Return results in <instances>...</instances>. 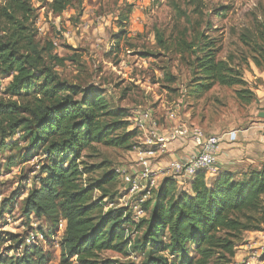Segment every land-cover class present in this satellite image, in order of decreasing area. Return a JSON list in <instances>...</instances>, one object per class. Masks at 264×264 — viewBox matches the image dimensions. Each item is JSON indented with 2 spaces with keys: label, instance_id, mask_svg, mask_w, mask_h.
Listing matches in <instances>:
<instances>
[{
  "label": "rangeland",
  "instance_id": "rangeland-1",
  "mask_svg": "<svg viewBox=\"0 0 264 264\" xmlns=\"http://www.w3.org/2000/svg\"><path fill=\"white\" fill-rule=\"evenodd\" d=\"M50 1L32 2L35 41L50 42L53 54L64 58L56 68L62 79L81 92L92 88L103 95L111 109L126 112L127 132L136 129L131 150L100 143L82 150L76 164L83 186H94L118 165L134 164L135 152L146 150L144 132L134 127L145 111H151L162 133L194 125L222 134L263 119L258 113L264 106V0H72L61 13L51 12ZM208 54L230 68L238 83L209 85L201 68ZM10 80L0 74V107L15 100L5 94ZM52 160L61 157L46 144L29 141L20 126L0 137V264L60 263L65 222L23 210L28 192L45 176L43 166ZM151 161L157 172L152 193L159 183V159L153 155ZM150 195L123 191L117 180L105 183L102 191L93 189L102 212L122 207L134 222L144 217L140 204ZM139 236L131 226L125 251L100 252L98 264H143L147 248L133 247ZM245 236L236 241V251ZM193 248L187 245L191 257ZM160 255L168 263L179 258L168 250ZM234 258V264H246ZM263 259L254 264H264ZM71 262L76 264L74 258Z\"/></svg>",
  "mask_w": 264,
  "mask_h": 264
},
{
  "label": "trees",
  "instance_id": "trees-1",
  "mask_svg": "<svg viewBox=\"0 0 264 264\" xmlns=\"http://www.w3.org/2000/svg\"><path fill=\"white\" fill-rule=\"evenodd\" d=\"M32 2L0 3V74L11 78L5 94L15 99L0 107V137L11 136L20 126L29 141L46 144L49 152L61 157L43 166L45 176L38 188L28 192L23 207L26 215L65 222L59 264H74L72 258L76 264H98L100 252L125 251L131 243V226L140 235L133 247L147 248L143 264H234L241 234L264 226V163L238 179L221 173L211 185L206 184L203 171L184 186L165 177L141 202L145 215L137 222L122 207L102 212L93 189L102 191L105 183L114 180L121 186L120 179L112 170L94 186H83L76 160L92 143L131 150L136 129L127 132L126 112L111 109L103 95L92 88L81 92L61 78L56 68L64 58L53 54L50 42L35 41L37 14ZM71 3L51 0L48 7L61 13ZM207 56L201 68L209 85L238 83L230 68ZM187 245H193L194 257L189 256ZM166 250L179 255L178 261L168 263L160 255ZM43 263L26 260L25 264Z\"/></svg>",
  "mask_w": 264,
  "mask_h": 264
},
{
  "label": "built area",
  "instance_id": "built-area-1",
  "mask_svg": "<svg viewBox=\"0 0 264 264\" xmlns=\"http://www.w3.org/2000/svg\"><path fill=\"white\" fill-rule=\"evenodd\" d=\"M134 127L144 132V143L147 145L146 150L141 151L144 152V155L138 156L135 163L130 166L118 165L114 168L123 191L130 194L150 195L151 190L155 187L156 170L151 161L153 147L162 148L173 142H189L191 144L192 151L180 159L172 160L169 166L171 177L178 184L184 186L197 172L206 173L215 168L222 134H227L230 140L235 138L234 131L222 134L211 133L194 125L172 127L162 133L150 110L134 119ZM139 211L143 213L141 208ZM28 239L33 240V236ZM262 256H264V229L259 232L256 244L247 248L249 260L257 261Z\"/></svg>",
  "mask_w": 264,
  "mask_h": 264
},
{
  "label": "crops",
  "instance_id": "crops-1",
  "mask_svg": "<svg viewBox=\"0 0 264 264\" xmlns=\"http://www.w3.org/2000/svg\"><path fill=\"white\" fill-rule=\"evenodd\" d=\"M264 110V106L261 108ZM259 109V111L261 110ZM232 131V130H231ZM235 138L230 140L227 134L221 135V142L217 154L215 168L205 173V182L211 185L214 178L219 174L231 173L236 179L251 170H259L264 163V118L252 123L251 126L241 130H236ZM144 142V141H143ZM153 155L159 161L156 163L158 169L159 183L165 177H171L170 162L182 158L192 151L193 147L189 142H173L164 147H153ZM135 161L138 156H143L144 152L136 151ZM161 167V168H159ZM162 169V171H160ZM157 173V172H156ZM259 231H246L245 239L239 244L235 254V261L245 259L246 264H254L255 260L247 257V248L254 246L257 241Z\"/></svg>",
  "mask_w": 264,
  "mask_h": 264
},
{
  "label": "water",
  "instance_id": "water-1",
  "mask_svg": "<svg viewBox=\"0 0 264 264\" xmlns=\"http://www.w3.org/2000/svg\"><path fill=\"white\" fill-rule=\"evenodd\" d=\"M256 102H259V101L256 100ZM258 115H259L260 117H263V118H264V110L261 109V110L259 111Z\"/></svg>",
  "mask_w": 264,
  "mask_h": 264
}]
</instances>
